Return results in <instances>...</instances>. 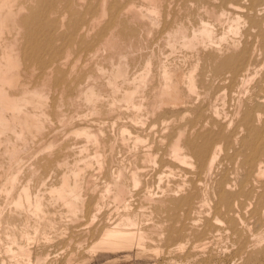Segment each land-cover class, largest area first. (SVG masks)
Masks as SVG:
<instances>
[{
  "label": "bare ground",
  "instance_id": "6f19581e",
  "mask_svg": "<svg viewBox=\"0 0 264 264\" xmlns=\"http://www.w3.org/2000/svg\"><path fill=\"white\" fill-rule=\"evenodd\" d=\"M251 215L264 0H0V264H264Z\"/></svg>",
  "mask_w": 264,
  "mask_h": 264
},
{
  "label": "rangeland",
  "instance_id": "374dc122",
  "mask_svg": "<svg viewBox=\"0 0 264 264\" xmlns=\"http://www.w3.org/2000/svg\"><path fill=\"white\" fill-rule=\"evenodd\" d=\"M252 216H254V215H251V217H250V226H252L254 229L256 228V230H257V228H260V227H263L264 228V225H263L264 223H262L261 221L259 222L260 223V227H259V225L256 226L259 223L256 220V218L255 217L253 218ZM252 219L256 220L257 222L255 223V221L252 220ZM251 224H253V225H251ZM261 224H262V226H261ZM254 225H255V227H254ZM87 236L89 238L88 241L89 240L91 241L92 239L94 240V238L97 237V234L96 233H94V234H92V233L91 234L77 233L75 235V237L77 238V240L81 241V243L84 244V247L85 248L84 247H81L80 250L82 248H84V249H87L88 248V249L85 250L86 252H84L83 249L81 251L78 250V251L81 252L80 254H78L79 253L78 251L74 250L76 252V253L74 252L75 253L74 256L76 255V259H73L74 260L73 263H67V264H77V263L78 264H174V261L176 259H180V260H184L185 259L184 256H182V255H180L178 253L177 254H172V255H169V254L164 255L165 253L160 252L161 250H160L159 247L156 246V244L146 246V248H147V249L145 248L146 251L144 249L143 250L144 252L141 251L140 254H138V252L140 251L138 248H137L138 250L135 249V251H133V252H129V251L112 252V251H105V250H99L97 252V251L89 250V248L91 247V245H89V242L87 241V239L85 240V238H87ZM93 236H95V237H93ZM93 240H92V242H93ZM85 242H87L88 244L85 243ZM92 242H90V243L92 244ZM83 244H81V246H83ZM153 247L156 248V251L158 250L156 253L154 252L155 251V248H153ZM73 249H76V248L73 247ZM151 251H153V252H151ZM95 252H96V254H94ZM63 254H62L63 257H65L66 253H63ZM62 255H61V257H62ZM165 256H166V258H165ZM231 256L235 260L234 264H260L259 261H250V262H247L246 259H242L241 260V257H239V256H236L237 258L235 257V255H231ZM63 257L61 259L60 258L57 259V263L58 264H66L65 260H66L67 255H66L65 259ZM77 258H79V259H77ZM171 258H174V259H171ZM208 259L209 258H207L205 260H208ZM237 259H240V260H238V262H237ZM52 264H54V263H52Z\"/></svg>",
  "mask_w": 264,
  "mask_h": 264
}]
</instances>
